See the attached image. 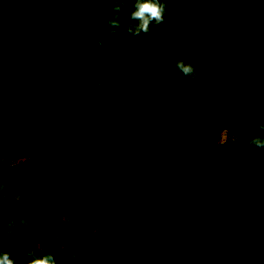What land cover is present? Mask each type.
Here are the masks:
<instances>
[{"label": "trees", "instance_id": "obj_1", "mask_svg": "<svg viewBox=\"0 0 264 264\" xmlns=\"http://www.w3.org/2000/svg\"><path fill=\"white\" fill-rule=\"evenodd\" d=\"M166 2L171 15L182 16L187 21L207 10L235 14L236 26L250 38L251 44L244 48L223 39L208 44L206 54L214 71L213 81L237 103L250 108L256 120L264 122V0ZM117 4L122 9L119 14L122 27L113 35H105L112 30L107 20L114 15L112 8ZM127 5L128 0H114L109 9H104L103 0L0 2V44L11 53L0 58V155L14 160L23 156L30 159L14 167H0V251H11L18 264L19 257L28 248L53 253L57 264H82L77 255L86 250L74 245L77 241L74 229L68 230V235L56 247L46 245L50 233L61 223L64 224L61 230L65 224L72 228L80 225L81 206L90 212L98 206L90 195L82 199L78 192L83 188L70 180L71 173L74 174L71 160L76 158L69 156V144L59 147L54 142L57 132L66 129L90 151L94 164L104 175L121 167L122 172L134 176L140 183L147 195V204L161 216L147 229V237L138 233L140 238L149 241L171 227L169 233L163 232L160 241L149 247L151 251L142 264H152L155 256L160 259L158 264H163L166 249L177 238H180L177 244L180 262L176 264H215L220 254H226L233 262L264 264V174L258 173L264 167V150L247 145L241 138L220 143L219 135L223 131L233 136L239 134L233 121L222 114L215 97L199 92L183 97L175 95L162 104L163 109L155 111L152 110L156 99L147 95L130 98V110L125 106L116 107L112 100L117 96L115 85L123 77L113 76L111 67L126 73L121 48L126 46L127 26L131 24ZM13 7L24 10L21 17L8 18ZM4 28L9 29L7 34ZM102 40V49L91 47ZM116 44L122 47L113 48ZM112 50L121 55L119 63L112 59L115 56ZM59 59L66 65L63 69ZM171 82L177 83V80ZM149 109L163 114L157 125L167 124L165 117H170L169 123L180 118L187 120L194 109L201 116L191 118L187 139L182 131L178 140V132L169 124L172 129L158 128L162 135L168 134L162 138L157 152L156 145L148 138L157 134L152 131L156 125L150 126L142 119ZM122 114L127 118L121 122L118 118ZM15 127L26 133L24 140ZM184 131L188 132L189 128ZM111 141L119 150L106 152L103 147ZM16 143L25 148L23 153L17 151ZM130 148L138 154L151 150L157 156L162 155L170 169L153 168L148 155L132 158ZM121 151L120 166L112 159ZM51 157L54 161H46ZM186 164L198 170L193 179L184 173ZM44 169L47 192L50 177L57 179L55 215L43 220L40 226L39 221L31 222L30 218L28 224H35L37 228L34 233L20 224L25 217V210L19 205L20 194L24 187L37 188ZM226 175L229 178L224 180ZM197 196L202 197L199 200L208 199L210 204L207 212L199 208L201 216L225 221L215 225L205 221L188 222L180 212V199L191 200ZM226 219L237 226L251 223L253 228L231 237L212 234L214 229H221L217 225L228 222ZM10 220L15 221V228L12 235L6 236L2 229ZM8 241L10 246H6ZM128 256L132 258V254Z\"/></svg>", "mask_w": 264, "mask_h": 264}, {"label": "rangeland", "instance_id": "obj_2", "mask_svg": "<svg viewBox=\"0 0 264 264\" xmlns=\"http://www.w3.org/2000/svg\"><path fill=\"white\" fill-rule=\"evenodd\" d=\"M113 1L103 0L104 9H109ZM0 2H3V0H0ZM133 3L134 0H128L127 16L132 10L131 5ZM181 11L183 10L181 9ZM23 13L24 10L13 7L8 18H19ZM167 13L165 22L159 26L153 25L147 35L143 33L138 37L128 35L126 46L122 47L121 44H116L113 47H122L123 65H125L126 69V73L121 74L120 70L116 71V67H111V74L113 76L123 77V80L115 85L117 96H114L112 100L115 101L116 107L125 106L130 110L129 99L140 97L142 94L156 99V102H154L156 107L152 111L158 108L163 109L164 106L162 104L169 102L175 95L183 97L196 92L211 94L215 97L222 114L233 121L236 133L239 134V136H233L228 131H224L219 135L220 143H226L231 138L235 140L241 138L247 144L248 139L258 133L256 127L257 120L250 108L240 105L227 92L216 87L213 81L214 71L206 54V46L223 39L248 48L249 43L251 44L250 38L240 33L236 26L234 13L222 14L216 10H207L203 15H194V18L190 21L185 20L182 16L171 15L168 6ZM130 22L131 24L133 23L131 20ZM60 24L63 23L60 22ZM8 30L4 28V34H7ZM112 53L115 55L112 59L117 60L119 63L120 59H122L121 55L114 50H112ZM10 55L11 53L6 51L0 44V58H6V56ZM177 60L193 63L198 74L197 78L189 79L178 72L175 68ZM59 64L61 69L66 66L61 59H59ZM108 64L110 65V63ZM169 72L172 73L171 77L169 76ZM175 79L178 83L177 86H175L177 83L171 82ZM152 111L149 109L144 113L142 119L144 118V122L150 126L156 125L151 130L157 134L148 138L151 143L156 145L157 152L160 151L162 138L165 139L168 134L162 135L161 132L159 133L158 128L165 126L170 128L168 127L169 124L179 133L175 132L179 136L178 140H180L182 136L180 133L182 131L184 132L185 129L189 128L190 132L192 125L191 118L201 116L200 112L194 109L191 117L187 116V120L180 118V121L169 123L171 121H168L170 117H165L164 122L167 124L157 125L159 117L163 114H155ZM125 118L127 117L122 114L118 120L122 122ZM16 129V132L24 140L26 133H21L18 131L20 129ZM79 140V138H75L69 134L66 129H60L54 142L59 147L69 144L67 148L69 156L76 158V160H71L75 178H78L79 175L82 184L88 188H92L94 192L92 194L98 206L93 212H90L84 205L81 206L80 225L72 228V225L65 224L64 230H61V227L64 226L61 223L60 226L50 233L46 239V245L48 247H56L68 235V230L74 229L77 235V241L74 245H78L80 248L83 247L86 250L85 253L77 255L82 260V264L145 263L151 251L149 247L160 241L163 232L164 234L169 233L171 227L160 231L158 236L151 238L149 241H147L148 238H140L138 233L145 234L147 237V229L155 221L160 220V214L147 204V195L144 194L142 187L137 183L134 176L122 173L120 167L104 175L101 168L94 164L90 151L86 150ZM15 146L19 153L25 151V148L18 143ZM49 149L53 150V147H49ZM103 149L106 152L119 150L113 141L109 142L108 145L105 144ZM130 151L132 158L135 155H148V162H153V168L160 166L162 170L170 169L169 162L165 161L162 155L157 156L151 150L148 153L146 152V154H142L141 152L138 154L137 150L131 148ZM44 152L43 150L41 155ZM122 156L123 151L120 154H116L112 161L121 166L123 161ZM28 159V156L14 160L0 155V167L5 165L14 167L24 163ZM46 161L52 162L54 160L51 157L47 158ZM134 163L138 166V162L134 161ZM184 168L187 170L184 173L190 179H193L196 172H198L190 164L188 166L187 164L184 165ZM260 168L258 173L262 175L264 174V167ZM39 177L42 181L37 184V188L30 190L24 187L22 189L19 202L20 207L25 210V217H22V219H26L27 222H30V218H32L31 222L39 221L38 226H40L43 220L50 219L55 215L54 190L57 186L56 178L50 177V187L47 192L48 186L45 184L46 175L42 174ZM227 178H229V175L224 176L223 179L226 180ZM200 198L202 197L197 196L191 200L180 199V212L188 222L198 224L200 221H205L208 224L215 225L218 221H225L224 219L220 220L210 217L206 219L204 216H201L199 214L200 209L207 212L210 204L208 199L199 200ZM226 221L228 220L226 219ZM217 226L221 229H214L212 234L227 237L235 236L238 232H246L253 228L251 223L237 226L232 220ZM28 228L34 233L37 232L35 224H28ZM179 239H174L168 246V249H166V260L163 264H176L180 262V255L177 251ZM127 248L130 249V252L127 251ZM131 254L132 258L128 256ZM217 256L218 260L215 261V264H244V260L233 262L226 254ZM159 260L155 256L151 262L152 264H158Z\"/></svg>", "mask_w": 264, "mask_h": 264}, {"label": "clouds", "instance_id": "obj_3", "mask_svg": "<svg viewBox=\"0 0 264 264\" xmlns=\"http://www.w3.org/2000/svg\"><path fill=\"white\" fill-rule=\"evenodd\" d=\"M131 9L128 16L133 23L127 26V33L136 37L140 36L142 33L147 35L151 31L153 25L159 26L163 24L165 22V16L168 14L166 0H134ZM112 11L114 15L107 20V24L112 30L106 31L105 35H113L116 33V29L122 27L119 16L122 11L120 5L117 4L113 6ZM91 47L102 49L104 47V42L103 40L97 41L95 44L91 45ZM175 68L186 78H197L198 74L196 73L195 65L191 62L185 63L183 60H177L175 62ZM171 75L172 73L169 72L170 77ZM256 127L258 133L248 139L247 145L253 146L258 150H264V122L257 120ZM184 133L186 134L185 139H187L189 131H184ZM20 224L25 228L28 227L26 219H21ZM14 228L15 221L10 220L2 231L6 236L12 235ZM10 245V241L6 242V246ZM0 264H18V260L11 251H0ZM19 264H57V259L51 252L44 253L42 250L37 252L34 248H28L19 257Z\"/></svg>", "mask_w": 264, "mask_h": 264}, {"label": "crops", "instance_id": "obj_4", "mask_svg": "<svg viewBox=\"0 0 264 264\" xmlns=\"http://www.w3.org/2000/svg\"><path fill=\"white\" fill-rule=\"evenodd\" d=\"M105 165H108V164H105ZM120 170H121V168H120ZM121 172H122V170H121ZM122 173H124V172H122ZM42 174L46 175L45 169L42 171V173L40 175H42ZM102 176H103V174H102ZM70 180H71V182L77 183L78 185H80V187L83 188V190H81L82 192H80V191L78 192V194H81V198L82 199H85V197H87V195H90L94 199V196L92 194L94 192H93L92 188H88L86 185H83L81 180H80V178H79V175H78V178H75V174L71 173ZM137 183L140 185V183L138 181H137ZM140 187H141V185H140ZM84 188L87 189V190H85ZM94 202H96V201L94 200Z\"/></svg>", "mask_w": 264, "mask_h": 264}]
</instances>
